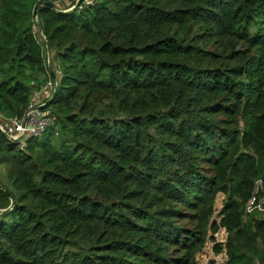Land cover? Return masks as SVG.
<instances>
[{
    "label": "trees",
    "instance_id": "16d2710c",
    "mask_svg": "<svg viewBox=\"0 0 264 264\" xmlns=\"http://www.w3.org/2000/svg\"><path fill=\"white\" fill-rule=\"evenodd\" d=\"M41 1L0 0V115L47 46L58 80L45 133L0 131V264H196L221 228L225 264H264V0H47L45 39Z\"/></svg>",
    "mask_w": 264,
    "mask_h": 264
},
{
    "label": "built area",
    "instance_id": "2783aa9c",
    "mask_svg": "<svg viewBox=\"0 0 264 264\" xmlns=\"http://www.w3.org/2000/svg\"><path fill=\"white\" fill-rule=\"evenodd\" d=\"M74 1L77 2L78 0H74ZM83 3L89 5L91 4V0H84ZM48 90H50V95H51V91H52L51 83H49L47 86L44 87V89L42 90L43 92L41 91L42 93L40 95H39L40 92L35 94L32 105L29 108L28 112L26 113L24 119L19 120L15 118V119L7 120L2 115H0V131L7 134L9 137L19 139L21 142H23V145L27 139L32 137H38L43 133H45V131L54 124V118L49 113L46 114L44 110L42 111L36 110L35 107H38L45 103V101L42 103H38L37 101L40 99V96L43 97V94H45L46 91ZM26 118H27V123L25 125L24 122ZM261 186H262V182L260 181L258 183V188L255 192V195L252 197L247 207V211L249 213H251L256 209L261 212H264V209L262 207V202L259 203L258 198L256 196L257 191H259V188H261ZM225 241L223 243H225Z\"/></svg>",
    "mask_w": 264,
    "mask_h": 264
},
{
    "label": "rangeland",
    "instance_id": "374dc122",
    "mask_svg": "<svg viewBox=\"0 0 264 264\" xmlns=\"http://www.w3.org/2000/svg\"><path fill=\"white\" fill-rule=\"evenodd\" d=\"M42 92H40L39 95ZM49 95H50V90L46 91V93L43 94V97L40 96V99L37 102L38 103L44 102L49 97ZM51 95H52V92H51ZM44 112L46 114L47 113L50 114L49 111H44ZM224 201H225V195L219 194L215 201V214H214V218L212 221H216L217 223H220V220L222 219L220 212L223 209ZM226 238H227V234L225 230L222 228L214 235L209 232L203 250H201V252H199L196 255V264H225L227 260L225 253L216 254L214 252L213 247L216 244H222Z\"/></svg>",
    "mask_w": 264,
    "mask_h": 264
},
{
    "label": "water",
    "instance_id": "95a60500",
    "mask_svg": "<svg viewBox=\"0 0 264 264\" xmlns=\"http://www.w3.org/2000/svg\"><path fill=\"white\" fill-rule=\"evenodd\" d=\"M84 0H78L75 4V6L72 8V10L74 9H77L82 3H83ZM40 7H49V8H52L53 10L57 11L56 9V6L53 4V3H50L49 1L47 0H44V1H41L39 2L35 9H34V20L36 21V25H37V29L39 31V33L42 35V37L45 39V37L43 36V32H42V28H41V25L39 24L38 22V10ZM64 12V11H62ZM47 51H48V56H49V61H48V71H49V74H50V77H51V84L53 86V93L51 95V97L43 104V105H40L38 107H35L36 110H39V111H42L44 110L45 108H47L55 99L56 95H57V92H58V80H57V77H56V74L53 70V67H52V60H51V48L49 46H47ZM25 125L27 123V118L25 119ZM4 135L11 141V142H19L20 140L19 139H15V138H12V137H9L7 134L4 133ZM0 189L2 191H4L11 199V205L8 209L6 210H0V213L1 214H6L8 212H10L12 210V208L14 207L15 205V198L13 197V195L11 194V192L5 188L1 183H0Z\"/></svg>",
    "mask_w": 264,
    "mask_h": 264
}]
</instances>
